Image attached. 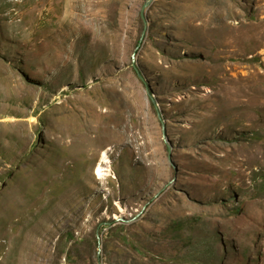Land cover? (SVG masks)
<instances>
[{
  "label": "rangeland",
  "instance_id": "374dc122",
  "mask_svg": "<svg viewBox=\"0 0 264 264\" xmlns=\"http://www.w3.org/2000/svg\"><path fill=\"white\" fill-rule=\"evenodd\" d=\"M145 1L0 0V264H264V0Z\"/></svg>",
  "mask_w": 264,
  "mask_h": 264
},
{
  "label": "trees",
  "instance_id": "16d2710c",
  "mask_svg": "<svg viewBox=\"0 0 264 264\" xmlns=\"http://www.w3.org/2000/svg\"><path fill=\"white\" fill-rule=\"evenodd\" d=\"M141 73H142V72H141ZM137 74H138V72H137ZM138 77L142 79V77H140L139 75H138ZM122 226H124V225H122V224H117V225L112 226V228L109 230V233L111 232L112 235L117 234V232H120V231H118V230L121 229V228H123ZM101 229H102V228H100V232H101ZM114 231H116V232L113 233ZM71 252H72V251H69V252L67 253V257H68V258L66 259V263H68V264H76L77 258H76V256L72 255ZM203 254H204L206 257H207V254H208V255L210 256L209 259H216V260H217V259L219 258L217 252L214 251V249H213L212 246L209 247V250H208V251H204ZM201 264H207V262H204V263H201ZM208 264H213V263H208Z\"/></svg>",
  "mask_w": 264,
  "mask_h": 264
},
{
  "label": "water",
  "instance_id": "95a60500",
  "mask_svg": "<svg viewBox=\"0 0 264 264\" xmlns=\"http://www.w3.org/2000/svg\"><path fill=\"white\" fill-rule=\"evenodd\" d=\"M153 0H146L144 5H143V9L141 11V17L143 18L144 20V23H145V28L147 27V21L145 19V14H144V9L149 6L151 4ZM135 70L138 72L139 76L142 77V74L139 72L138 68L135 66Z\"/></svg>",
  "mask_w": 264,
  "mask_h": 264
},
{
  "label": "bare ground",
  "instance_id": "6f19581e",
  "mask_svg": "<svg viewBox=\"0 0 264 264\" xmlns=\"http://www.w3.org/2000/svg\"><path fill=\"white\" fill-rule=\"evenodd\" d=\"M102 162H103V160H101ZM104 163V162H103ZM108 164V163H107ZM103 168V167H102ZM101 173V165H99V166H97L96 168H95V174H100Z\"/></svg>",
  "mask_w": 264,
  "mask_h": 264
}]
</instances>
